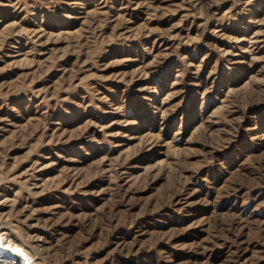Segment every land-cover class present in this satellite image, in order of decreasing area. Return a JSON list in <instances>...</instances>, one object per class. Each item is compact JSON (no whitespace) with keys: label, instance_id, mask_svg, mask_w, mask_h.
Listing matches in <instances>:
<instances>
[{"label":"rangeland","instance_id":"1","mask_svg":"<svg viewBox=\"0 0 264 264\" xmlns=\"http://www.w3.org/2000/svg\"><path fill=\"white\" fill-rule=\"evenodd\" d=\"M0 232L39 264H264V0H0Z\"/></svg>","mask_w":264,"mask_h":264},{"label":"bare ground","instance_id":"2","mask_svg":"<svg viewBox=\"0 0 264 264\" xmlns=\"http://www.w3.org/2000/svg\"><path fill=\"white\" fill-rule=\"evenodd\" d=\"M19 243L13 242L0 232V264H39L34 256Z\"/></svg>","mask_w":264,"mask_h":264}]
</instances>
